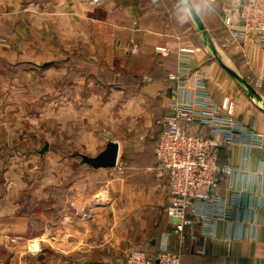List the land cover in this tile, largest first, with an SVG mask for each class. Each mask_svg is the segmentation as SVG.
Returning <instances> with one entry per match:
<instances>
[{
	"label": "crops",
	"instance_id": "0c3cea01",
	"mask_svg": "<svg viewBox=\"0 0 264 264\" xmlns=\"http://www.w3.org/2000/svg\"><path fill=\"white\" fill-rule=\"evenodd\" d=\"M190 1L205 35L186 0H0V264L157 253L170 197L155 188L154 148L180 66L209 74L213 100L232 98L236 122L264 135V81H247L254 94L224 66L264 77L260 52L224 50L221 4ZM110 141L124 178L81 156ZM219 161L237 168L220 184L224 217L205 254L201 224L187 229L200 239L184 243L183 264H264V145L223 147Z\"/></svg>",
	"mask_w": 264,
	"mask_h": 264
},
{
	"label": "built area",
	"instance_id": "2783aa9c",
	"mask_svg": "<svg viewBox=\"0 0 264 264\" xmlns=\"http://www.w3.org/2000/svg\"><path fill=\"white\" fill-rule=\"evenodd\" d=\"M209 1L221 4L225 32L221 47L246 57L254 48L260 52L264 70V0ZM169 78L175 82L174 97L154 148L157 164L153 171L155 188H165L170 197L166 209L170 232L160 237L157 260L158 264H182L184 243L188 238L200 239L196 233L188 235L187 229L201 224L206 236L196 252L205 254L207 236L214 233L216 220L224 217L225 206H217L222 200L220 184L237 168L219 162L220 150L233 144L264 145V135L236 122L232 98L226 96L220 104L213 100L207 85L211 77L205 71L180 66ZM246 80L261 87L264 77L252 70ZM115 168L120 175L126 173L119 161ZM170 235L176 239L173 249ZM126 264H156V260L136 248L128 253Z\"/></svg>",
	"mask_w": 264,
	"mask_h": 264
},
{
	"label": "water",
	"instance_id": "95a60500",
	"mask_svg": "<svg viewBox=\"0 0 264 264\" xmlns=\"http://www.w3.org/2000/svg\"><path fill=\"white\" fill-rule=\"evenodd\" d=\"M189 10L193 16V18L195 19L198 28L202 31V33L205 35L206 34V30L204 27V23L200 17V15L197 13L196 9L193 7V4L190 0H186ZM225 68L231 72V74H233L235 77H237L241 82H243L251 91H253L254 94H257V92H255V89L253 88V86L247 82V80L240 76L237 72L233 71L231 68L227 67L226 65H224ZM48 149V145H45L41 152L44 153L46 150ZM118 153H119V144L115 141H110L108 142V144L106 145V147L99 152L97 155L95 156H87V155H81L83 158V161L85 163H88L90 165H92L93 167H115L117 165V161H118ZM158 260H156V264H158Z\"/></svg>",
	"mask_w": 264,
	"mask_h": 264
},
{
	"label": "trees",
	"instance_id": "16d2710c",
	"mask_svg": "<svg viewBox=\"0 0 264 264\" xmlns=\"http://www.w3.org/2000/svg\"><path fill=\"white\" fill-rule=\"evenodd\" d=\"M158 139H159V137L157 138L156 143H157ZM155 146H156V145H155ZM219 162H220V161H219ZM186 246H187V245H186ZM186 246H185V247H186ZM186 252H187V251H185V250L182 251V264H183V260H184V256H185ZM148 256H149L150 258L154 259V260H157L158 250H157V253H156L155 255H151V254L148 253Z\"/></svg>",
	"mask_w": 264,
	"mask_h": 264
},
{
	"label": "rangeland",
	"instance_id": "374dc122",
	"mask_svg": "<svg viewBox=\"0 0 264 264\" xmlns=\"http://www.w3.org/2000/svg\"><path fill=\"white\" fill-rule=\"evenodd\" d=\"M117 174H118V172H117ZM126 174H127V172H126L124 175H120V174H118V175H119L120 177L124 178ZM57 193L59 194V192H57Z\"/></svg>",
	"mask_w": 264,
	"mask_h": 264
}]
</instances>
